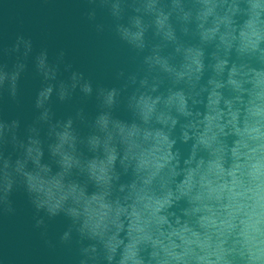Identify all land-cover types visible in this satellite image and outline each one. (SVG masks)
<instances>
[{"label": "clouds", "instance_id": "clouds-1", "mask_svg": "<svg viewBox=\"0 0 264 264\" xmlns=\"http://www.w3.org/2000/svg\"><path fill=\"white\" fill-rule=\"evenodd\" d=\"M37 6L83 61L0 19V264L17 193L44 264H264V0Z\"/></svg>", "mask_w": 264, "mask_h": 264}, {"label": "water", "instance_id": "water-1", "mask_svg": "<svg viewBox=\"0 0 264 264\" xmlns=\"http://www.w3.org/2000/svg\"><path fill=\"white\" fill-rule=\"evenodd\" d=\"M18 12H23L25 16L28 17L24 27L34 35L37 41L41 39L40 28L44 26V20L46 18L47 26H49L54 33L53 43L55 45L69 46L70 50H72V54L77 55V57L83 61V56L80 54L79 48L74 44L73 29L77 26V21L72 9L64 6H55L51 11L39 6L23 8L21 7V0H0V19L7 22ZM15 28V25H9L8 34L11 35V33L15 31ZM16 200L21 210L20 216L18 218L4 220L6 237L5 253L8 256L17 254L15 246L17 237L15 234L17 230H19L23 239L33 246L30 250V255L33 258L32 264H44L49 254L38 247V235L31 230V209L22 193H17ZM59 226L58 222L55 223L52 232L55 233ZM20 254L22 255V253Z\"/></svg>", "mask_w": 264, "mask_h": 264}]
</instances>
